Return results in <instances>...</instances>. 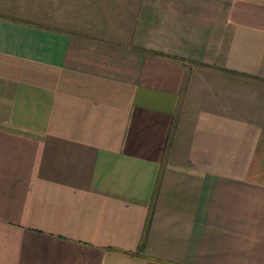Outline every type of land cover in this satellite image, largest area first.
Listing matches in <instances>:
<instances>
[{
    "label": "crops",
    "instance_id": "obj_1",
    "mask_svg": "<svg viewBox=\"0 0 264 264\" xmlns=\"http://www.w3.org/2000/svg\"><path fill=\"white\" fill-rule=\"evenodd\" d=\"M119 1L0 0V264H264V0Z\"/></svg>",
    "mask_w": 264,
    "mask_h": 264
},
{
    "label": "rangeland",
    "instance_id": "obj_2",
    "mask_svg": "<svg viewBox=\"0 0 264 264\" xmlns=\"http://www.w3.org/2000/svg\"><path fill=\"white\" fill-rule=\"evenodd\" d=\"M38 3H41V6L43 5L44 7L47 6V0H7L6 7L7 8L11 6L12 7H33V5L37 6ZM119 3L121 4V8L119 7L120 13L118 16L109 15L107 17V22H108L107 29L109 30L108 31L109 33L114 32L115 34L120 33V34L126 35L127 34V31H126L127 22H128V15L126 12L127 0H120ZM91 5L95 7L94 2H92ZM103 17L104 16L100 17V16L92 15L88 18H89V21H91V24L95 25L97 21L103 22L102 21ZM29 18L33 20L43 19L46 22H48L46 15H40V16H34V17L30 16ZM217 72L218 71L214 69H209L206 67L196 66L194 68V72H192L193 78L191 79V83H190V88H191L190 92L192 94H191L190 99L186 101V106L181 108V110L183 111L186 110L185 112L186 119L187 117H189V120L192 121L193 117L196 116L197 109L201 106V102L204 100V97L200 96V94L203 92V88L207 89L209 86H211L210 84H215L216 81L222 82V80L218 79L220 78L221 74H218ZM205 102H206V97H205ZM190 121L187 122V124L189 123L190 125L192 123ZM186 125L184 128V132H182V134L184 133L183 143L187 142L188 137L190 136V131H191V128H187Z\"/></svg>",
    "mask_w": 264,
    "mask_h": 264
}]
</instances>
